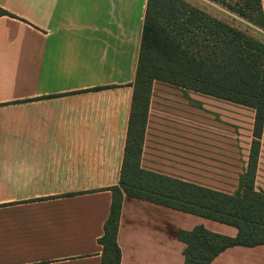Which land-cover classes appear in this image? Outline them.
Segmentation results:
<instances>
[{
  "label": "crops",
  "instance_id": "0c3cea01",
  "mask_svg": "<svg viewBox=\"0 0 264 264\" xmlns=\"http://www.w3.org/2000/svg\"><path fill=\"white\" fill-rule=\"evenodd\" d=\"M147 3L0 0L25 19L0 16V264H102L99 240L120 181ZM175 89L184 100L158 95ZM192 93L153 84L141 166L214 188L184 176L193 153L184 149L181 108H200ZM200 224L238 232L125 194L120 264H184L178 231ZM210 264H264V245L229 247Z\"/></svg>",
  "mask_w": 264,
  "mask_h": 264
},
{
  "label": "trees",
  "instance_id": "16d2710c",
  "mask_svg": "<svg viewBox=\"0 0 264 264\" xmlns=\"http://www.w3.org/2000/svg\"><path fill=\"white\" fill-rule=\"evenodd\" d=\"M264 27L262 0H210ZM10 12L0 7V16ZM155 81L249 107L254 112L247 167L236 192L203 186L147 170L141 156ZM264 124V41L189 0H148L119 184L104 233L102 264H120L117 233L124 195L235 226L230 236L200 224L180 229L184 264H210L237 245H264V190L255 185Z\"/></svg>",
  "mask_w": 264,
  "mask_h": 264
},
{
  "label": "rangeland",
  "instance_id": "374dc122",
  "mask_svg": "<svg viewBox=\"0 0 264 264\" xmlns=\"http://www.w3.org/2000/svg\"><path fill=\"white\" fill-rule=\"evenodd\" d=\"M208 12L228 20L235 26L264 40V36L251 23L210 0H189ZM1 7V6H0ZM4 9V8H3ZM6 10V9H5ZM8 11V10H7ZM10 12V11H8ZM13 14L14 17L25 20ZM10 16V15H9ZM157 84H165L155 81ZM162 88H159V90ZM181 90H167L158 94L167 100H184ZM200 108L181 109L184 149H191L193 162L184 172L186 178L202 183H210L215 189L234 193L237 191L247 167L253 138L254 112L251 108L218 99L201 93H192ZM186 156V155H184ZM256 187L264 190V124L260 137Z\"/></svg>",
  "mask_w": 264,
  "mask_h": 264
}]
</instances>
